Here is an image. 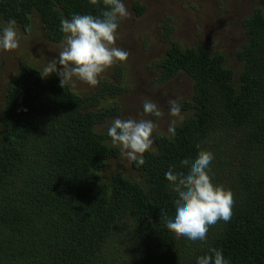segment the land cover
Segmentation results:
<instances>
[{
  "label": "trees",
  "instance_id": "1",
  "mask_svg": "<svg viewBox=\"0 0 264 264\" xmlns=\"http://www.w3.org/2000/svg\"><path fill=\"white\" fill-rule=\"evenodd\" d=\"M101 2L89 0H0V25L15 19L25 34L38 15L46 37L64 39L61 20L74 14L99 16ZM138 14L144 9L137 4ZM247 42L237 51L239 75L223 54L207 45L171 43L156 65L159 82L184 73L193 83L186 118L176 136L153 134L157 154L132 163L138 177L107 175L120 152L104 121L117 107H97L125 92L122 69L115 83L104 81L81 96L53 74L22 63L7 86L0 108V264H196L210 248L229 264H264V11L243 21ZM163 38H173L170 20ZM1 68V66H0ZM199 138L200 144L194 143ZM204 149L214 154V184L233 193L228 222L210 226L207 240L190 241L168 230L175 193L169 168Z\"/></svg>",
  "mask_w": 264,
  "mask_h": 264
},
{
  "label": "rangeland",
  "instance_id": "2",
  "mask_svg": "<svg viewBox=\"0 0 264 264\" xmlns=\"http://www.w3.org/2000/svg\"><path fill=\"white\" fill-rule=\"evenodd\" d=\"M124 3L130 15L121 21L115 45L129 53L127 61L123 66L118 63L106 69L95 87L75 78L69 85L79 95H89L104 81L115 83L114 76L119 68L122 69V89L125 92L104 100L97 109L111 105L118 108L117 117L122 119H153L143 111L144 100L151 99L163 112V116L156 121L158 128L154 133L164 134H167L172 119L168 114V101L176 99L181 104L190 101L194 93L192 80L184 73L165 83L159 82L156 62L166 55L170 47L161 34L164 21L170 20L174 27L173 39L182 47L209 43L215 53L225 56L227 66L239 75L243 64L237 58V51L248 40L244 27L243 31L240 28V16L245 13V20L255 7L264 9V0H124ZM137 4L146 8L141 15L135 9ZM16 28L20 41L18 49L0 51V108L7 86L20 73L22 63H29L42 71L62 50V42L56 44L46 37L38 15L32 20L30 34H25L20 27ZM182 116L183 119L187 117L184 110ZM117 117L106 119L102 127H109ZM115 171L138 177L132 163L121 154L110 162L106 173L112 175Z\"/></svg>",
  "mask_w": 264,
  "mask_h": 264
},
{
  "label": "clouds",
  "instance_id": "3",
  "mask_svg": "<svg viewBox=\"0 0 264 264\" xmlns=\"http://www.w3.org/2000/svg\"><path fill=\"white\" fill-rule=\"evenodd\" d=\"M100 2L89 0L94 6ZM102 3L104 9L99 16L74 14L70 19L61 20V31L64 33L62 50L42 69V78L55 74L63 88L74 78L95 87L106 69L118 63L123 66L129 53L117 47L115 41L121 21L130 13L124 0H102ZM19 43L15 19L0 25V51L16 50ZM168 104V114L172 119L167 138L172 140L177 128L183 126L184 119L176 99H170ZM143 111L153 119L117 117L106 133L121 156L138 166L145 163V153L157 154L153 148V134L158 128L156 121L163 116L158 104L151 99L144 100ZM194 143L200 144L201 140L197 138ZM214 158L212 152L200 149L194 158L181 160L184 171H175L170 167L164 174L176 194L173 215L165 217V226L190 241H206L210 226L221 220L228 222L233 214L232 191L213 183L211 162ZM196 264H229V261L222 250L210 248L206 254L197 257Z\"/></svg>",
  "mask_w": 264,
  "mask_h": 264
},
{
  "label": "flooded vegetation",
  "instance_id": "4",
  "mask_svg": "<svg viewBox=\"0 0 264 264\" xmlns=\"http://www.w3.org/2000/svg\"><path fill=\"white\" fill-rule=\"evenodd\" d=\"M142 6V5H141ZM142 8L144 9V11L142 12V14L145 12V10H146V8H144V6H142ZM258 9V7H255L254 9H253V12L251 13V15L256 11ZM260 9H262L263 11H264V9L263 8H261L260 7ZM245 15V13L243 14V15H241L240 16V19L242 20L241 22H240V28H241V30L243 31V21H244V16ZM250 15V16H251ZM249 16V17H250ZM249 17H247V18H249ZM228 21V20H227ZM227 21H226V23H227ZM229 27H231V28H234V26H230V25H228ZM238 27H239V24H238ZM230 29V28H229ZM163 32H164V29H163V27L161 26V34H163ZM248 35V34H247ZM174 41H176V40H174L173 38L170 40V41H168L169 42V44H170V46H171V43L172 42H174ZM180 44V43H179ZM181 45V44H180ZM200 45H207L208 46V48L213 52V53H215L214 52V50H213V46L211 45V44H209V43H204V44H200ZM197 46H199V45H197ZM189 48H192V47H189ZM168 49H169V47H168ZM168 49H167V51H168ZM165 56H167V52H166V55ZM165 56L164 57H162L160 60H158V61H161V60H163L164 58H165ZM157 66V65H156ZM157 70H158V73H160V69H159V67L157 66Z\"/></svg>",
  "mask_w": 264,
  "mask_h": 264
}]
</instances>
